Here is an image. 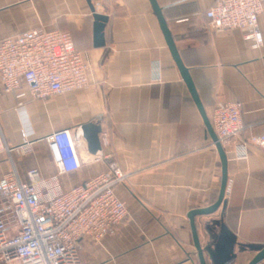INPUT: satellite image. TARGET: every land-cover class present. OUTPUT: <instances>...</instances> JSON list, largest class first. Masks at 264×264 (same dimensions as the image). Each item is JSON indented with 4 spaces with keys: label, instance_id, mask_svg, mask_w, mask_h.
Instances as JSON below:
<instances>
[{
    "label": "crops",
    "instance_id": "0c3cea01",
    "mask_svg": "<svg viewBox=\"0 0 264 264\" xmlns=\"http://www.w3.org/2000/svg\"><path fill=\"white\" fill-rule=\"evenodd\" d=\"M215 0H0V38L32 28L68 32L89 63V84L19 103L0 87V178L14 169L27 180L57 173L44 137L89 121L100 123L101 153L78 137L80 166L59 175L63 188L112 165L126 174L114 186L127 215L99 242L81 241V264H200L188 213L213 204L221 164L202 116L166 41L188 70L210 118L217 100L241 103L243 138L264 134V10L262 44L239 29L213 32L204 13ZM107 17L94 42V14ZM227 156L225 205L194 223L207 264H248L264 246V147L246 160ZM0 264H6L0 260ZM257 264H264V258Z\"/></svg>",
    "mask_w": 264,
    "mask_h": 264
},
{
    "label": "built area",
    "instance_id": "2783aa9c",
    "mask_svg": "<svg viewBox=\"0 0 264 264\" xmlns=\"http://www.w3.org/2000/svg\"><path fill=\"white\" fill-rule=\"evenodd\" d=\"M264 0H215L206 9L207 26L213 32L239 29L253 48L262 44L258 16ZM89 84V63L71 35L56 28H32L0 38V87L19 103L84 89ZM217 141L225 153L246 160L250 147H264V134L241 136L244 125L241 103L217 100L210 115ZM57 173L42 177L36 169L27 180L12 169L0 178V260L6 264H81V241L99 242L127 215L114 191L126 174L112 165L106 173L67 189L59 175L80 166L70 129L44 137ZM6 147L0 133V151Z\"/></svg>",
    "mask_w": 264,
    "mask_h": 264
},
{
    "label": "water",
    "instance_id": "95a60500",
    "mask_svg": "<svg viewBox=\"0 0 264 264\" xmlns=\"http://www.w3.org/2000/svg\"><path fill=\"white\" fill-rule=\"evenodd\" d=\"M153 1V0H151ZM156 12L158 14V17L161 21L162 28L164 30L165 36H166V41L169 46V49L171 51V55L175 61V64L184 80V82L187 85V88L192 96L193 101L195 102L202 119L204 121V124L210 134L211 140L214 143L218 154L220 158V164H221V179H220V188H219V193L217 196L216 201L211 204L208 207L205 208H200V209H193L188 213V217L190 220L191 224V229H192V236H193V242L195 245V248L197 250V255L199 258L200 264H207L206 260L204 258V250L202 249V246L200 245L199 239H198V234L196 231V225L194 223V217L196 215H208L213 212H215L220 206L225 205V189H226V184H227V156L226 153L222 147V145L217 141L216 135L213 131V128L211 126L210 120L208 119L202 104L199 100V97L197 95V92L195 90V87L192 83V80L189 76L188 70L183 66L182 62L179 60V58L176 55V52L173 47L172 39L170 36V33L167 29L165 20L161 14V11L156 8ZM94 19H95V24H94V42L96 46H99L103 43V36H102V31L104 28V24L107 20V17L105 15L101 14H94ZM101 132V126L100 123L97 121H89L87 123L79 124L73 129V137L75 140L78 139L79 135H83L89 145V148L91 149L92 152L94 153H101V147H100V141H99V134ZM252 249L256 251V254L250 259L248 264H257L264 258V246L263 245H254L252 246ZM235 255L232 256V259L230 261L231 263H234L235 261Z\"/></svg>",
    "mask_w": 264,
    "mask_h": 264
}]
</instances>
